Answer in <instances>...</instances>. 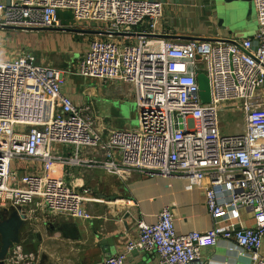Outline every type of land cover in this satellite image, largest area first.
<instances>
[{
    "label": "built area",
    "instance_id": "2783aa9c",
    "mask_svg": "<svg viewBox=\"0 0 264 264\" xmlns=\"http://www.w3.org/2000/svg\"><path fill=\"white\" fill-rule=\"evenodd\" d=\"M251 2L257 21L254 36L217 42L165 38L163 34L172 32H159L163 5L156 1L0 0V31L59 29L60 12H70L77 27L99 26L93 27L97 37L69 70L45 67L24 52L0 60L1 202L21 212L35 207L52 217L84 219V204L95 200L90 188L75 191L45 169L19 170L28 160L50 162L54 145L71 146L76 155L83 148L99 149L105 161L98 166L111 174L175 177L192 187L205 183L208 216L233 222L178 233L165 207L153 223L139 220L136 239L103 264H125L134 250L155 253L156 264H202L200 248L214 247L220 240L233 242L251 264H264L258 252L264 238V107L255 103L257 90L264 88V0ZM66 73L130 86L137 128L112 130L107 137L99 134L91 103L77 106L61 94ZM199 73L209 83L206 104L199 98ZM227 104L242 114L240 134H221L219 112ZM240 208L252 211L251 226H238ZM34 260L19 242L8 250L3 264Z\"/></svg>",
    "mask_w": 264,
    "mask_h": 264
},
{
    "label": "crops",
    "instance_id": "0c3cea01",
    "mask_svg": "<svg viewBox=\"0 0 264 264\" xmlns=\"http://www.w3.org/2000/svg\"><path fill=\"white\" fill-rule=\"evenodd\" d=\"M150 1L163 5L158 30L160 33L172 32L170 37L163 34L165 38L233 42L252 38L257 31L252 2L242 7L238 17L230 18L215 8L212 0ZM248 10H251L249 14ZM65 13H59L62 28L26 30L34 33L32 37L36 48L33 53L45 67L71 69L72 63L86 51L89 40L97 37L96 33H89V30L95 31L89 24L74 26L69 22L72 21L71 17ZM221 18L223 21H220ZM139 29L137 26L134 31ZM60 91L77 106L91 103L98 119L97 131L103 137H107L112 130H134L138 126L133 90L126 84H102L94 79L66 73ZM255 103L264 107V88L257 90ZM227 106L232 107V104ZM240 121L243 131L242 117ZM50 152L54 158L50 162L25 161L19 173H43L45 169L51 176L63 178L75 191L90 188V196L95 200L84 204V219L63 215L52 217L35 207L24 209L26 219L19 242L25 253L35 256L33 264H103L106 258L123 253L129 240L136 239V223L139 220L153 223L155 215L165 207L170 209L178 233L205 231L212 224L225 227L233 223L229 218L212 221L208 216L203 195L205 183L192 187L175 177L148 176L136 172L121 173L120 176L111 174L98 166L105 161L99 149L92 151L83 148L76 155L71 146L54 145ZM75 158L70 164L63 161ZM218 198H223L222 193ZM1 203V211L9 207ZM239 216V227L253 224V214L249 208H240ZM199 251L202 264H251L231 241L220 240L216 246H202ZM258 252L264 257V238ZM156 263L155 253L137 250L128 253L125 259V264Z\"/></svg>",
    "mask_w": 264,
    "mask_h": 264
},
{
    "label": "water",
    "instance_id": "95a60500",
    "mask_svg": "<svg viewBox=\"0 0 264 264\" xmlns=\"http://www.w3.org/2000/svg\"><path fill=\"white\" fill-rule=\"evenodd\" d=\"M215 8H218L220 12L226 17L236 18L240 14V10L245 4L251 2V0H212ZM251 10H248V14ZM220 21H223L222 18ZM4 29H16L6 27ZM63 30V29H62ZM87 32V30H78ZM89 33H96L97 31L89 30ZM190 40V39H189ZM199 98L201 103L206 104L210 102V88L206 76L203 73H199L196 77ZM2 219L0 220V264H3L5 256L8 250L14 245L19 243V234L21 228L24 225L26 215L21 212L20 209H14L8 207L0 212ZM103 243V242H102Z\"/></svg>",
    "mask_w": 264,
    "mask_h": 264
},
{
    "label": "rangeland",
    "instance_id": "374dc122",
    "mask_svg": "<svg viewBox=\"0 0 264 264\" xmlns=\"http://www.w3.org/2000/svg\"><path fill=\"white\" fill-rule=\"evenodd\" d=\"M65 14L66 16L69 15L72 20V15L70 12H66ZM69 22L73 23L74 26H77L73 20ZM86 24H89L92 28L99 27L93 23ZM32 36H34V33L29 31H21L19 29H5L4 31H0V55H2L3 58L5 56L10 58L19 52L34 54L33 50L36 48V45L34 37ZM241 117L242 114L238 109L231 106L222 105L219 112V126L221 134L232 135L240 133L242 131L240 121ZM1 204L4 205V202ZM5 205L4 207H6Z\"/></svg>",
    "mask_w": 264,
    "mask_h": 264
},
{
    "label": "flooded vegetation",
    "instance_id": "af4514ba",
    "mask_svg": "<svg viewBox=\"0 0 264 264\" xmlns=\"http://www.w3.org/2000/svg\"><path fill=\"white\" fill-rule=\"evenodd\" d=\"M2 219V217L0 216V220Z\"/></svg>",
    "mask_w": 264,
    "mask_h": 264
}]
</instances>
